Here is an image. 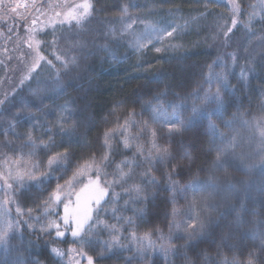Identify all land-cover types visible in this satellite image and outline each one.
<instances>
[{"label": "trees", "instance_id": "obj_1", "mask_svg": "<svg viewBox=\"0 0 264 264\" xmlns=\"http://www.w3.org/2000/svg\"><path fill=\"white\" fill-rule=\"evenodd\" d=\"M82 2L0 0V171L21 154L29 171L38 167L37 179L19 187L0 173L1 202L13 223L0 231V264H87L79 253L92 254L80 240L108 197L99 209L93 203L92 219L75 238L74 224L62 219L64 205L75 209L77 194L98 175L101 185L128 166L137 153L125 144L130 126L149 149L136 169L153 183L138 227L175 245L171 262L156 256L150 264H247L250 256L264 264V138L255 134L264 110V23L253 10L263 7L264 15V0H90L91 14L77 25L66 13ZM165 20L174 23L171 35L158 47L133 50L129 25ZM218 66L228 86H219L222 103L211 108L224 128L216 134L205 112L192 117ZM190 119L186 130H174ZM57 153L67 159L49 170ZM57 185L58 202L50 199ZM107 191L120 194V187ZM16 205L47 218V232L28 231ZM92 257L94 264H119L113 255Z\"/></svg>", "mask_w": 264, "mask_h": 264}, {"label": "rangeland", "instance_id": "obj_2", "mask_svg": "<svg viewBox=\"0 0 264 264\" xmlns=\"http://www.w3.org/2000/svg\"><path fill=\"white\" fill-rule=\"evenodd\" d=\"M231 8L234 10L232 5ZM262 8L263 7L255 6L253 10L256 18L264 23ZM236 11L238 10L236 9ZM172 23L165 20L163 26H155L151 22H148V24H138V27L130 25V27L125 30L126 34L130 38L129 43H131L133 50L140 52L147 46L158 47L169 36V32L172 34V28L174 27V23ZM262 29L264 30V27H262ZM259 30L260 32L262 31L261 26L259 27ZM260 37H263V35H260ZM141 41L143 42V46L137 48L136 44ZM225 72V69H222L221 66H218L216 69L214 67L211 68L208 72V77L210 74L213 77L211 85L207 83L208 86L199 97L203 103L200 107L207 109L204 113V117L210 120L212 125L215 126L214 128H211V130H213L216 134L222 133L224 128L222 124L217 126L214 123L218 120L213 119L211 108L216 102L212 101L205 104L204 95L209 91V88L213 93H215L217 88H219L220 84L215 79L216 76L219 75L226 77V82L228 81V75L226 76ZM259 113L260 115L256 119L255 131L257 133L255 134L263 139L264 135H262V132H264V110H261ZM249 119L250 118H246L245 120ZM233 124L227 128V132L222 134V137L217 135V139H215V141L222 140V138L228 134L229 130H231ZM123 134L125 135V144L132 145L136 149L137 153H134L133 158L129 160L128 166L120 168V174L121 170L124 173H128L124 179H120V175L118 177L111 176L110 174L107 176V180H110L107 182V188L111 186L114 191H118L119 186L120 194L112 193V195L111 192L107 191V195L104 196L108 198L103 205V209L97 215L100 216V218L95 219L94 224L88 231L87 239L92 240V244L90 246L88 245V249L90 250L92 256L95 255V257L102 254L113 255L118 259L119 264H150L152 258L156 256H160L171 262L175 249L174 239L168 235L152 233L138 227V218L140 214H137V212L141 209L149 192L151 187L150 184L153 185V183L149 182L145 178V175L136 169V166L140 165L136 162V160L139 159L141 164H143L141 159H145L146 164L149 149L144 148L143 144L146 146V143L143 140L140 141L135 132H132L131 126L124 130ZM30 165L26 158L23 157V159H20L19 155L17 157L8 158L3 163L0 173L2 172L1 175H4L8 180L12 181L13 184H20L29 178L27 175H24V179L22 181H18L16 179L17 171L24 174L25 169L29 171ZM37 168L32 167L30 171L35 169L32 172H36ZM115 172L116 171L113 173L115 174ZM9 173H11V178H9ZM87 186L90 190H93L97 186V183H91ZM77 187L78 182L72 186L70 193H73L76 189H78ZM99 187H105V181H102ZM262 188H264V186ZM110 195L112 196L110 197ZM17 208H19V214ZM6 211L7 210L3 202H1L0 197V231L2 232H9L11 228H13L10 214ZM15 213L21 217V220L28 231L41 235H44L47 232V218L42 219L38 216H34L33 211L23 208L20 205H16ZM9 225H11V227H9ZM114 241H118V243L114 245ZM138 249H143V251H138Z\"/></svg>", "mask_w": 264, "mask_h": 264}, {"label": "snow or ice", "instance_id": "obj_3", "mask_svg": "<svg viewBox=\"0 0 264 264\" xmlns=\"http://www.w3.org/2000/svg\"><path fill=\"white\" fill-rule=\"evenodd\" d=\"M77 9H79V11H77ZM91 10H92V5L90 3V0H83V2L79 5H76L73 8H70L69 11L66 13V16L69 20H74L76 22L77 25H82V23L88 18V16L91 14ZM12 11H15V9L13 8ZM125 12L127 11L126 9L124 10ZM233 26H235L236 21L233 20L232 21ZM130 27V25H129ZM227 31H230V29H228ZM227 31H226V35H227ZM168 35H171V33L169 32ZM143 46V42H138L136 44V47H142ZM157 51H160V49H157ZM57 59H59V57H57ZM235 59V58H234ZM72 62H75V58H73ZM241 76L243 78V73H241ZM213 77L210 74L208 77V80L206 81L207 83H209V85H211V81H212ZM215 79L217 80V82L221 85V87H227V82H226V77L223 76H216ZM218 102L222 103L221 101V96H220V88H217L216 92L213 93L211 92L210 88L209 91L205 93L204 95V102L205 104L209 103V102ZM173 107H175V105H173ZM207 109H197L195 107H193V119L200 113H204L206 112ZM192 122V120L190 119L187 124H185L184 121H180L178 126L174 125V130L176 132H182L184 130H186L187 126L190 125ZM210 127L214 128V125H210ZM262 135H264V132H262ZM29 139H31V137H29ZM233 139H235V137H233ZM106 141H107V134H106ZM33 149L36 147L35 144H32ZM166 152V150H165ZM34 153L30 152L28 153V156L31 157ZM20 159H23V154L20 155ZM67 159V155L66 154H60L57 153L53 156H50L48 158V169L49 170H53V165H58L59 163L63 162L64 160ZM104 159H107V157L105 156ZM217 159H220V156H217ZM119 167V166H118ZM33 168H36V165H33ZM99 172V169H98ZM24 175H27L29 179H37L35 172H31L28 171L27 169L24 170V174H21L20 171H17L16 173V179L18 181H22L24 179ZM41 175H45V173H41ZM128 175V173H124L121 170V174H120V179H124L126 176ZM9 178H11V173H9ZM98 181H99V175L97 176V186L91 191L88 192V186H85L84 189H81V192L79 194H77L76 200H77V205L75 209H70L69 204H65L64 205V217L62 218L64 221L65 225H69V223L71 222L72 224H74V227L70 228L69 230L71 231V235L75 238V237H79L81 235L82 232L85 231V224L88 223V221H90L92 219V213L94 211V208L92 207L93 203L96 206V209H99V206L101 204V200L103 199V197L105 195H107V181H105V187L101 188L98 185ZM40 183L42 184L43 181H40ZM5 184L7 185L8 188H12L11 184H7V181H5ZM18 187L20 186L19 184L17 185ZM59 191H60V186L57 185V189L51 194L50 199H54L57 202L60 200V196H59ZM85 193H87V195H85ZM82 196L84 197L83 199V203L82 201ZM4 203H7V201H5ZM47 204V202H45ZM18 214H19V208H17ZM175 214V213H174ZM9 227H11V225H9ZM204 224L201 223L200 224V229L203 230L204 228ZM57 231H56V236L57 237H64L65 233L63 231L59 230V225H56ZM195 232L192 233V235H194ZM147 238V237H145ZM6 239V236H0V243L4 242V240ZM80 243L82 245H89L91 244L90 240L87 239H83L81 238ZM118 243V241H114V245ZM113 245V246H114ZM150 246V245H149ZM108 247H112V246H108ZM52 251L57 255V256H62L63 253L59 250V249H52ZM138 251H143V249H138ZM82 257L86 258L87 264H94V260L93 257L91 255H87L85 252L81 251L79 253ZM247 264H254V259L250 256L249 260L247 261Z\"/></svg>", "mask_w": 264, "mask_h": 264}]
</instances>
